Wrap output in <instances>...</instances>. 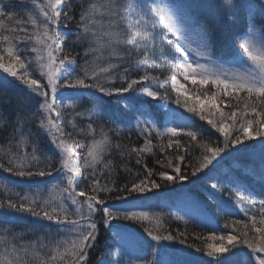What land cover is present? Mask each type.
Listing matches in <instances>:
<instances>
[{"label":"snow or ice","instance_id":"1","mask_svg":"<svg viewBox=\"0 0 264 264\" xmlns=\"http://www.w3.org/2000/svg\"><path fill=\"white\" fill-rule=\"evenodd\" d=\"M258 16L264 0H0V264H264V193L235 176L246 160L264 186ZM229 158L226 199L213 180L197 215L174 217L184 231L151 211L161 190L191 198ZM229 201L243 218L217 235L229 223L209 205L231 217ZM190 222L219 243H188Z\"/></svg>","mask_w":264,"mask_h":264},{"label":"trees","instance_id":"2","mask_svg":"<svg viewBox=\"0 0 264 264\" xmlns=\"http://www.w3.org/2000/svg\"><path fill=\"white\" fill-rule=\"evenodd\" d=\"M245 12H246V9H245ZM257 25H259L262 29H264V18L258 16ZM245 30H246V26L244 22V13H241L240 15H238L235 22L229 24L226 27L223 41L217 47V54L222 55L226 58L230 57L233 53L232 45L237 42V37L241 33L245 32ZM184 87L189 89L187 95L195 98L196 96L200 94V90L202 86L192 85L191 81H189L188 83L184 85ZM125 95L127 96L129 94H125ZM129 99H132V97H129ZM123 102L124 101L122 100H118L117 104H115L112 110H115V108L123 104ZM185 114L188 115L187 113ZM199 123L205 124L206 126L205 122H199ZM214 138H215V134L213 135V139ZM132 139L135 140V137H133ZM197 154L198 153H194V155H197ZM232 162L233 161L230 158L225 159L224 161L221 162V165H219L217 169L213 170V172L209 173L208 176L205 177L201 183H198L197 185L192 186L191 188L192 198L193 199L195 198V201L207 203L206 189H209L210 184L213 182V180H215L224 186L222 191L216 192L217 199H226V197L222 193H226L227 185L222 183V181L220 180V170L222 172L223 171L222 169H226L227 166L230 165ZM244 163L246 164V160L242 162V164ZM149 165L151 166V161H149ZM217 173H219V175H217ZM240 175H243V174L239 173V176L237 175L235 176L239 177V181L241 183L249 185L258 196H260L261 193H264V186H262L258 181H255L249 173L248 174L244 173L243 176H240ZM174 196L175 195L173 193H169L167 191L161 190L159 199L158 200L154 199L152 201V204H153V207L158 206V205H160V207H165V208H160L159 211L164 213L165 218H166V224L169 229L175 230L179 228L181 231H184L185 230L184 223H180L179 221L174 219L172 216L173 215L172 210L168 208L167 206L162 205L164 199L172 198ZM228 204H229V207L231 208V211L233 212V216L231 217L225 216L223 212H220L219 210H217L215 204L209 205L210 211L212 212L216 221L218 222V227L220 229H223L225 222L229 223V228L224 229L223 233L218 231L216 233L217 235L226 234L228 231H230L232 228L231 221L233 219L243 218V213L240 211L239 205L235 204L232 201H229ZM236 227L239 228L241 226L237 225ZM186 230L190 235L195 233V235L200 237L199 239H195V238L189 239L188 243L195 244L199 247H205L207 244H218L219 243V241L217 240L210 239L211 232L205 227L188 224ZM100 244H101V247H105L111 244L110 233L102 232L101 238H100ZM178 246L179 245H177V247ZM190 259H192L195 262V264H203V259L201 257V254L192 256L190 257Z\"/></svg>","mask_w":264,"mask_h":264},{"label":"rangeland","instance_id":"3","mask_svg":"<svg viewBox=\"0 0 264 264\" xmlns=\"http://www.w3.org/2000/svg\"><path fill=\"white\" fill-rule=\"evenodd\" d=\"M246 11H247V9H246ZM257 26H258V28H261L259 25H257ZM224 58L228 59L229 57L228 58L224 57ZM117 102H118V99H116V98L104 97L102 100V106L105 109H112L115 106V104H117ZM246 163H247V161H246ZM245 165L246 164L245 163L242 164V162L235 165V169H236L235 175L239 176V173H241L243 175H244V173H246V174L250 173V171H251L250 166H249V169L246 171ZM232 166H233V162L230 165H228L226 169H222L223 170L222 172L220 170V180L225 185H226V176L228 174V169ZM217 175H219V173H217ZM243 175H240V176H243ZM194 200H195V198L193 199L192 196H191V198H179V199L174 196L172 198L164 199L162 205L167 206L168 208H170L172 210L173 218L176 216H184V219H188L189 216L197 215V213L193 209V201ZM160 208H165V207H160V205H158V206L153 207L151 209V211L160 212L159 211ZM177 221H179L180 223H183V221H181V220H177ZM189 224L190 225H197V224H194L192 222H190Z\"/></svg>","mask_w":264,"mask_h":264}]
</instances>
